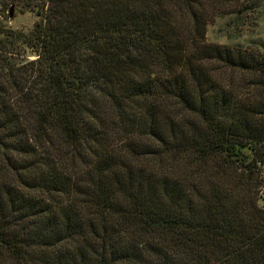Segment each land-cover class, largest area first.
Segmentation results:
<instances>
[{"label":"trees","instance_id":"16d2710c","mask_svg":"<svg viewBox=\"0 0 264 264\" xmlns=\"http://www.w3.org/2000/svg\"><path fill=\"white\" fill-rule=\"evenodd\" d=\"M259 7L0 0V264H264Z\"/></svg>","mask_w":264,"mask_h":264},{"label":"rangeland","instance_id":"374dc122","mask_svg":"<svg viewBox=\"0 0 264 264\" xmlns=\"http://www.w3.org/2000/svg\"><path fill=\"white\" fill-rule=\"evenodd\" d=\"M237 1V0H236ZM241 3L244 0H238ZM259 9L255 13H244L241 16L231 15L219 18L208 26L207 39L210 43L229 46L231 48L257 47L264 50V0H258ZM14 28L30 30L38 17L32 13L12 12ZM262 181L264 182V168Z\"/></svg>","mask_w":264,"mask_h":264},{"label":"built area","instance_id":"2783aa9c","mask_svg":"<svg viewBox=\"0 0 264 264\" xmlns=\"http://www.w3.org/2000/svg\"><path fill=\"white\" fill-rule=\"evenodd\" d=\"M260 166H263L262 164ZM260 197H261V201L264 205V184L262 185L261 191H260Z\"/></svg>","mask_w":264,"mask_h":264}]
</instances>
